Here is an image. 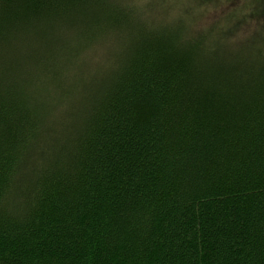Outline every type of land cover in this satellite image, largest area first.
<instances>
[{
    "label": "trees",
    "instance_id": "trees-1",
    "mask_svg": "<svg viewBox=\"0 0 264 264\" xmlns=\"http://www.w3.org/2000/svg\"><path fill=\"white\" fill-rule=\"evenodd\" d=\"M127 1L0 0V264H264V0Z\"/></svg>",
    "mask_w": 264,
    "mask_h": 264
},
{
    "label": "rangeland",
    "instance_id": "rangeland-1",
    "mask_svg": "<svg viewBox=\"0 0 264 264\" xmlns=\"http://www.w3.org/2000/svg\"><path fill=\"white\" fill-rule=\"evenodd\" d=\"M125 1L128 2L127 0H125ZM132 1L134 2V4H141V5L142 4H144V5H151L153 3H159L160 6H162V7H164V5L167 6V7H176V6H178L180 4V2L181 3H184L187 0H132ZM149 1H151V2H149Z\"/></svg>",
    "mask_w": 264,
    "mask_h": 264
}]
</instances>
